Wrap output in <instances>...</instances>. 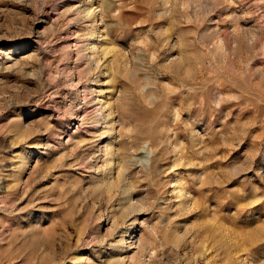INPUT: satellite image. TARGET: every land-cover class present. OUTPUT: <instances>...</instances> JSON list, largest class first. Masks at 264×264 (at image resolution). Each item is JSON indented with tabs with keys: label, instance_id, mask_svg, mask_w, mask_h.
Instances as JSON below:
<instances>
[{
	"label": "rangeland",
	"instance_id": "374dc122",
	"mask_svg": "<svg viewBox=\"0 0 264 264\" xmlns=\"http://www.w3.org/2000/svg\"><path fill=\"white\" fill-rule=\"evenodd\" d=\"M89 1L0 0V264H264V0Z\"/></svg>",
	"mask_w": 264,
	"mask_h": 264
},
{
	"label": "bare ground",
	"instance_id": "6f19581e",
	"mask_svg": "<svg viewBox=\"0 0 264 264\" xmlns=\"http://www.w3.org/2000/svg\"><path fill=\"white\" fill-rule=\"evenodd\" d=\"M72 1V0H71ZM94 1L95 0H90L89 2H88V12H91V14L90 15H93L94 14V11L95 10H97L98 9V7H96V4L94 3ZM88 15H89V13H88ZM95 19H96V17H94ZM96 37V34H95V31L93 30L90 34H89V37L87 38V41H88V45L90 46V45H94V42H92L93 40L92 39H94ZM91 46V47H92ZM88 47V46H87ZM97 48V47H96ZM90 81H93L94 82V84H95V78H93V79H91ZM91 83V82H90ZM93 85V84H92ZM104 95H105V93H102L101 94V96H102V98H105L104 97ZM94 99V98H93ZM96 101V100H95ZM94 102V101H93ZM107 103V102H106ZM113 117H112V111L110 110V113H101V115L99 116V118H98V120L96 121V122H103L104 121V124H106V127H103L102 129H100V128H98L99 127V125H97L96 127H95V130L96 131H101V130H104L102 133H101V136H102V139H104L105 137H111L112 136V134H113V128H110V123H111V119H112ZM94 128V127H93ZM105 134H108L107 136H105ZM110 139V138H109ZM108 145V144H107ZM110 145V144H109ZM105 152H106V154L107 155H110L111 157H114V155H115V150H113V148H112V146H110V147H107V148H105ZM122 160V159H121ZM121 160H119L120 162H121ZM123 162V161H122ZM124 163V162H123ZM122 164V163H121ZM112 167V166H111ZM122 171H123V167H118V173H119V175L121 176L122 175ZM122 185V184H121ZM120 185V188H122V196H123V200L124 201H126V205H128V209L129 210H131V211H135V206H134V204L133 203H131V201H132V198H131V192H132V194H134L133 193V190H132V188L131 187H122ZM131 195V196H130ZM126 225V224H125ZM133 225H134V223H129L124 229H125V231L123 232V236H121L122 237V239H123V241H124V239H125V236H127L128 237V235H127V233L129 234V232H130V230L132 229V227H133ZM121 242V241H120ZM123 243V242H122ZM132 244H130V246H131ZM128 247H129V244H128V246H124L123 248H125V249H127L128 250ZM122 248V249H123ZM132 247H130V249H131ZM124 252V251H123ZM117 258V257H116ZM125 258V257H124ZM110 262V261H109Z\"/></svg>",
	"mask_w": 264,
	"mask_h": 264
}]
</instances>
